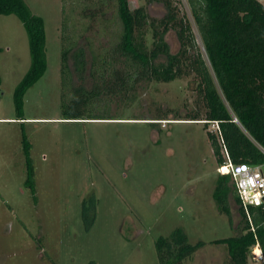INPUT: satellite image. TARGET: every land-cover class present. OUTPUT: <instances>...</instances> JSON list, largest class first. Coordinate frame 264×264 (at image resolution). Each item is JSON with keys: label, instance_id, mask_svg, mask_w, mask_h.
<instances>
[{"label": "rangeland", "instance_id": "obj_1", "mask_svg": "<svg viewBox=\"0 0 264 264\" xmlns=\"http://www.w3.org/2000/svg\"><path fill=\"white\" fill-rule=\"evenodd\" d=\"M24 1L43 19L46 68L25 91L17 118L13 90L29 66L27 36L14 14H0V264H159L155 244L176 230L191 244L201 242L176 264H225V245L212 240L234 235L240 216L229 197L230 224L212 198V125L172 120L195 110L206 72L214 85L188 1L129 0L147 14L135 30L139 51L149 56L156 49L154 33L172 12L186 27L188 48L168 81L127 55L124 80L108 96L90 94L95 76H113L121 30L116 1L94 22L82 11L101 0ZM171 27L164 40L175 54L183 49L181 26ZM65 47L73 50L67 70ZM79 49L87 58L82 70L73 62ZM165 60L159 54L154 64ZM79 88L83 94L73 91ZM26 155L34 192L25 184ZM255 250L248 264H264Z\"/></svg>", "mask_w": 264, "mask_h": 264}, {"label": "trees", "instance_id": "obj_2", "mask_svg": "<svg viewBox=\"0 0 264 264\" xmlns=\"http://www.w3.org/2000/svg\"><path fill=\"white\" fill-rule=\"evenodd\" d=\"M115 1L121 30L111 57L113 76L107 81L101 76H95L92 79L90 95L112 94L114 83L124 80L127 55H131L146 70L151 71L156 80L168 81L178 76L176 67L179 62L178 57L187 51L188 39L187 41L185 39L187 34L183 36L186 27L175 20L173 16L175 13L167 14L163 18V30L157 28L154 33L153 42L156 49L153 48L147 56V53L139 51L135 44V30L146 22L147 14L142 7L131 8L129 0ZM187 1L214 77V85L206 72L207 78L204 81L206 86L202 90L199 89L196 95L195 110L172 120H197L202 122L204 127L211 121L217 122L216 130L210 128L206 132L217 167L230 161L235 164H259L264 169V5L258 0ZM110 2L111 0H101L97 6L84 7L82 13L94 22L99 16L106 15L104 10ZM169 5L168 3L167 6ZM0 14H14L22 23L27 36L29 66L13 90L14 108L17 118L21 119L23 95L27 88L43 75L46 68L44 23L42 17L34 14L24 0H0ZM179 24L181 29L176 33L183 49L171 54L164 40V31L170 25L176 28L175 26ZM71 51L73 50L69 47L62 48L63 69H68ZM159 54H164L166 60L154 64ZM196 54L198 63L203 67L200 53ZM73 57L75 66L82 70L87 60L83 50L79 49L78 54L75 53ZM200 67L199 70L202 68ZM202 77V74L199 75L197 87H200ZM73 91L76 94L84 93L83 88ZM74 117L78 119L76 115ZM23 141L24 153H27L28 144ZM25 164V184L30 187L31 192H34L33 168L27 155ZM229 182L232 185L228 174L218 173L212 198L217 210L226 214L231 224L229 197H232L240 216L239 225L234 235L214 239L212 242L225 245L227 249L225 264H248L252 248L256 244L264 262V209L253 206H249L246 210L242 208L233 185L230 187ZM200 244L201 242L189 243L185 234L176 230L156 242L155 249L159 264L180 263L184 258L192 255Z\"/></svg>", "mask_w": 264, "mask_h": 264}, {"label": "built area", "instance_id": "obj_3", "mask_svg": "<svg viewBox=\"0 0 264 264\" xmlns=\"http://www.w3.org/2000/svg\"><path fill=\"white\" fill-rule=\"evenodd\" d=\"M212 128L216 130L217 122L211 121ZM224 168L226 171H224ZM220 173L228 172L233 184L239 205L245 210L249 206L264 209V169L259 164L231 163L227 161L224 166L217 169ZM258 248L256 244L254 246ZM260 251V249H259ZM256 256V259L259 257Z\"/></svg>", "mask_w": 264, "mask_h": 264}, {"label": "bare ground", "instance_id": "obj_4", "mask_svg": "<svg viewBox=\"0 0 264 264\" xmlns=\"http://www.w3.org/2000/svg\"><path fill=\"white\" fill-rule=\"evenodd\" d=\"M224 171H226L225 168H224ZM255 255H257V257H259L258 260L261 259V253H260L259 249H257V248L255 250Z\"/></svg>", "mask_w": 264, "mask_h": 264}, {"label": "clouds", "instance_id": "obj_5", "mask_svg": "<svg viewBox=\"0 0 264 264\" xmlns=\"http://www.w3.org/2000/svg\"><path fill=\"white\" fill-rule=\"evenodd\" d=\"M226 164V163H225ZM224 164V165H225ZM224 165H222V166H224ZM218 167H220V166H218ZM218 167H217V169H218ZM217 173H220L218 170H217ZM221 174H228V172H224V173H221ZM229 175V174H228ZM233 185V184H232ZM234 188V187H233ZM235 191V190H234ZM259 248V247H258ZM260 253H261V251H260ZM262 255V254H261Z\"/></svg>", "mask_w": 264, "mask_h": 264}, {"label": "flooded vegetation", "instance_id": "obj_6", "mask_svg": "<svg viewBox=\"0 0 264 264\" xmlns=\"http://www.w3.org/2000/svg\"><path fill=\"white\" fill-rule=\"evenodd\" d=\"M180 42V41H179ZM167 46H168V44H167ZM180 47H181V44H180Z\"/></svg>", "mask_w": 264, "mask_h": 264}]
</instances>
